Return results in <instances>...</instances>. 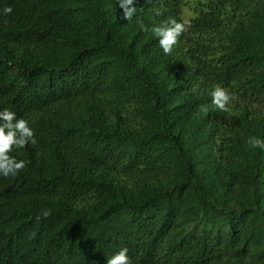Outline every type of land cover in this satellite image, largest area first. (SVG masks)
<instances>
[{"label":"trees","instance_id":"obj_1","mask_svg":"<svg viewBox=\"0 0 264 264\" xmlns=\"http://www.w3.org/2000/svg\"><path fill=\"white\" fill-rule=\"evenodd\" d=\"M134 5L126 21L118 0H0V111L36 139L0 174V264L123 247L131 264H264V149L247 142L264 140V0ZM169 17L190 26L166 55L151 28Z\"/></svg>","mask_w":264,"mask_h":264},{"label":"clouds","instance_id":"obj_2","mask_svg":"<svg viewBox=\"0 0 264 264\" xmlns=\"http://www.w3.org/2000/svg\"><path fill=\"white\" fill-rule=\"evenodd\" d=\"M118 5L122 10L121 19L131 21L137 9L134 5V0H118ZM4 13L12 12L11 7H5ZM161 15L160 11L156 12ZM190 26L188 20L177 21L175 18L169 17L160 25H155L151 28V32L158 37V43L164 54H171L173 46L178 42V38ZM143 31L149 29L141 24ZM211 103L219 110L227 112L229 102L234 99V96L225 88L216 85L209 93ZM200 110L207 113L208 109L200 106ZM29 142L36 144L34 130L29 126V122L20 117L16 113L8 109L0 111V174L5 177L9 175L15 176L18 172L26 168L27 162L17 160L10 155L14 148H24ZM248 144L253 148L264 149V140L257 137H250ZM41 215L47 218L51 215L50 209L42 210ZM128 249L123 247L115 252L106 260V264H131L130 258L127 255Z\"/></svg>","mask_w":264,"mask_h":264},{"label":"rangeland","instance_id":"obj_3","mask_svg":"<svg viewBox=\"0 0 264 264\" xmlns=\"http://www.w3.org/2000/svg\"><path fill=\"white\" fill-rule=\"evenodd\" d=\"M185 8V6H183V9Z\"/></svg>","mask_w":264,"mask_h":264}]
</instances>
